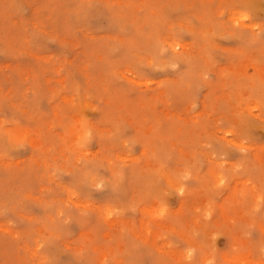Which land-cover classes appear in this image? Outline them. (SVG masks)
I'll list each match as a JSON object with an SVG mask.
<instances>
[{"label": "rangeland", "instance_id": "374dc122", "mask_svg": "<svg viewBox=\"0 0 264 264\" xmlns=\"http://www.w3.org/2000/svg\"><path fill=\"white\" fill-rule=\"evenodd\" d=\"M262 30L264 0H0V264H264Z\"/></svg>", "mask_w": 264, "mask_h": 264}, {"label": "snow or ice", "instance_id": "6c2138e0", "mask_svg": "<svg viewBox=\"0 0 264 264\" xmlns=\"http://www.w3.org/2000/svg\"><path fill=\"white\" fill-rule=\"evenodd\" d=\"M244 19H245V21H247V17H246V16L244 17ZM239 23H240V21L237 20V21H236V24L239 25ZM261 35H262V37H264V30L261 31ZM173 66H175V65H173ZM84 124H85V125L88 124V120H87V119L84 120ZM90 136H91V132H86V133H85V137H86V138H87V137H90ZM240 151H246V150H245V149H240ZM160 183L163 184V181L161 180ZM221 183H223V181H221ZM250 183H251V182H250ZM181 191H182V190H181ZM260 192H261V195H260V197H259V201H260V202L257 204V207L261 208V210H264V177L261 178ZM108 215H109V216L112 215V211H111V210L108 211ZM158 215H163V213L160 212V213H158ZM177 246L182 247L183 244H182L181 242L178 241ZM189 256H191V252H189ZM44 264H57V262H56L55 260H47V261L44 262ZM105 264H112V261H110V260H106V261H105ZM209 264H212V262L209 261ZM217 264H220V262H217ZM236 264H251V262H250V261H247V260H245V261H237Z\"/></svg>", "mask_w": 264, "mask_h": 264}, {"label": "bare ground", "instance_id": "6f19581e", "mask_svg": "<svg viewBox=\"0 0 264 264\" xmlns=\"http://www.w3.org/2000/svg\"><path fill=\"white\" fill-rule=\"evenodd\" d=\"M178 52V51H177ZM231 133V132H230ZM168 177V176H167ZM78 200V199H77ZM158 210V209H157ZM157 212V211H156ZM162 224V223H161ZM142 226V225H141ZM185 234V233H184Z\"/></svg>", "mask_w": 264, "mask_h": 264}]
</instances>
